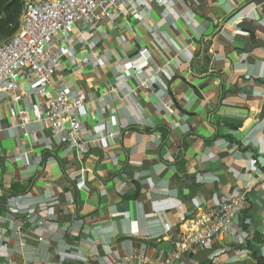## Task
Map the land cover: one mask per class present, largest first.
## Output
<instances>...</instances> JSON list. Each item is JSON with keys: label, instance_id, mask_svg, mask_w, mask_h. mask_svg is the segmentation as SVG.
I'll return each instance as SVG.
<instances>
[{"label": "crops", "instance_id": "crops-1", "mask_svg": "<svg viewBox=\"0 0 264 264\" xmlns=\"http://www.w3.org/2000/svg\"><path fill=\"white\" fill-rule=\"evenodd\" d=\"M168 1V11L155 0L121 2L109 18L75 25L72 55L57 38L53 84L83 97L86 131L116 132L87 155L34 122L52 91L20 103L0 92V264H112L132 249L161 261L180 226L246 187L234 225L250 222L243 257L232 262L243 251L233 234L176 264L264 257V174L252 181L256 169L264 173V0ZM141 50L170 79L160 75L166 90L158 84L128 97L136 84L124 61ZM21 82L36 84L24 72ZM110 88L115 95L106 96Z\"/></svg>", "mask_w": 264, "mask_h": 264}, {"label": "built area", "instance_id": "built-area-1", "mask_svg": "<svg viewBox=\"0 0 264 264\" xmlns=\"http://www.w3.org/2000/svg\"><path fill=\"white\" fill-rule=\"evenodd\" d=\"M134 1L26 0L17 32L0 43V92L10 97L14 103H20L31 94H45L52 91V95L46 98V112L34 122L49 130L58 145H64L75 151L78 157L87 155L95 141L103 137L112 139L116 132L108 130L104 136L99 137L86 131L80 118L85 106L83 97H71L65 85L53 84V70L60 60L54 50L55 42L57 38L65 40L67 51L72 55L75 51L69 35L74 31L75 25L91 27L101 19L109 18L121 2L134 3ZM155 2L159 7L169 10L168 0H155ZM149 59L146 50L138 51L134 57L125 59L124 67L136 84L128 97L136 96L137 90L141 88L152 89L158 84L166 90L160 79L162 74L170 79L166 66H153ZM148 69H152V74L146 76ZM23 72L36 82L33 88L21 82ZM122 77H116L115 84H118ZM109 95H115L113 88L106 93V96ZM26 112L27 108L20 109L18 114L22 116ZM25 125V122H21L18 127L24 131ZM252 164V167L259 164L258 159L253 160ZM82 172L85 170L82 169ZM255 173L253 182L263 178L264 173L260 169H256ZM247 188L249 187L239 194L227 197L218 203L216 208L193 215L180 226L173 237V250L163 260H153L141 249H132L129 253L114 259L112 264H176L193 248L209 243L216 237L233 234L235 246L243 250L238 251V255L232 259V262L238 261L243 257L250 239L248 220L245 219L238 228L234 226L235 220L246 210ZM11 208L12 212L16 211L14 206ZM29 212H23L27 218L30 216ZM13 217L12 214L7 217L11 225L14 222ZM42 225L43 222H39V227ZM72 227L79 229L80 225L73 224ZM1 244L3 247L6 246L4 240ZM24 247V240H21V248ZM212 261L218 263L217 258ZM6 264L12 262L8 260Z\"/></svg>", "mask_w": 264, "mask_h": 264}, {"label": "trees", "instance_id": "trees-1", "mask_svg": "<svg viewBox=\"0 0 264 264\" xmlns=\"http://www.w3.org/2000/svg\"><path fill=\"white\" fill-rule=\"evenodd\" d=\"M25 1L0 0V43L8 40L17 32ZM261 243L264 247V236L262 237ZM254 264H264V257H256Z\"/></svg>", "mask_w": 264, "mask_h": 264}]
</instances>
